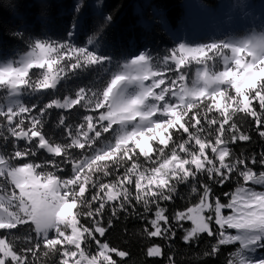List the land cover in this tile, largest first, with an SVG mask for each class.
<instances>
[{"label": "snow or ice", "instance_id": "snow-or-ice-1", "mask_svg": "<svg viewBox=\"0 0 264 264\" xmlns=\"http://www.w3.org/2000/svg\"><path fill=\"white\" fill-rule=\"evenodd\" d=\"M30 47L19 61L0 64V89L6 92L0 97L5 101L0 103V230H5L0 264H117L113 254L126 258L129 253L101 238L120 213L143 218L148 227L142 235L148 239L174 240V226H179L187 244L198 234L215 241L205 258L238 244L227 264H264V255L257 256L264 249V191L245 186L251 181L264 187V151L236 154L231 147L251 142L249 122L264 141V38L231 47V56L225 54L219 66L223 70L210 73L206 61L221 55L216 44L180 45L165 66H151L141 54L106 82L98 78L91 86L73 85L47 103L23 97L39 96L41 89L59 91L70 75L102 68L106 58L63 42L37 40ZM189 57L205 67L197 70L191 87L173 91L185 80L181 65ZM33 68L39 71L30 75ZM53 108L63 111L53 125L56 132H45V117ZM41 150L48 156L36 163ZM62 165L71 166L67 178ZM233 176L238 187L224 194L228 202L214 198L213 186ZM180 185L198 202L169 215L165 204L178 196ZM184 221L192 227L183 229ZM24 225L20 235L12 231ZM146 255L160 257L161 247H148ZM168 264H175L174 257Z\"/></svg>", "mask_w": 264, "mask_h": 264}, {"label": "trees", "instance_id": "trees-1", "mask_svg": "<svg viewBox=\"0 0 264 264\" xmlns=\"http://www.w3.org/2000/svg\"><path fill=\"white\" fill-rule=\"evenodd\" d=\"M184 1L0 0V59L14 58L17 54L27 52L31 49L30 45L37 40L84 47L106 58L102 68L96 65L88 70H80L75 76L70 75L66 82L61 83L59 91L41 89L39 96L23 97L25 102L32 103H36L38 99L47 103L52 95H66L67 89L72 88L73 85L91 86V82L98 78L106 82L117 66L142 53L150 56L153 66H165L166 57L178 46L173 32L184 19ZM201 1L211 6H216L219 2V0ZM98 69H100L99 77ZM38 71L33 68L29 74ZM231 92L234 94L232 89ZM5 95L6 92L0 89V97ZM3 102L5 101L0 99V103ZM255 103L254 101L253 104ZM61 111L63 110L55 108L50 110V115L45 117L47 120L45 132H56L53 125ZM239 119L240 117H237L238 121ZM246 128L252 135L251 142H238L231 147L236 154L244 152L258 156L264 151V141L251 128L250 122ZM105 136L107 138L108 134ZM47 156L48 154L41 150L37 154L36 163H41ZM141 161L143 162L142 157ZM62 167L64 171L61 175L67 178L71 175V166L62 165ZM252 167L257 172L261 170L258 164ZM237 187V177L233 176L223 186L219 184L213 186V197H218L223 203H227L229 197L224 194L233 193ZM197 202V198L188 195L187 186L180 185L178 196L165 206L169 208L171 215L172 211H187V208L194 207ZM138 211L142 212L143 209L138 207ZM109 216L110 212L106 211L105 226ZM148 218H153V214L149 213ZM80 222L85 225L89 223L86 218H80ZM26 227L28 225L20 226V232L15 229L12 231L20 235ZM145 227H148L146 221L137 218L134 214L120 213L118 218L113 219L112 227L101 239L109 242L119 251L129 253L126 258L113 254L112 258L117 264H168L169 256L174 257L175 264H227L230 254L239 247L238 244L224 246L219 250L218 256L205 258L204 253L209 252V246L215 243L207 234H198V240L187 244L182 240L185 232L179 226H174L176 231L174 240L160 237L148 239L142 235V229ZM182 227L190 229L191 221L182 222ZM212 227L215 230L218 226L213 224ZM4 231L0 230V232ZM52 235L53 233H50V236ZM154 246L161 247L160 257L146 255L147 248ZM29 259L32 257L29 256ZM36 264H42V261L38 260Z\"/></svg>", "mask_w": 264, "mask_h": 264}, {"label": "rangeland", "instance_id": "rangeland-1", "mask_svg": "<svg viewBox=\"0 0 264 264\" xmlns=\"http://www.w3.org/2000/svg\"><path fill=\"white\" fill-rule=\"evenodd\" d=\"M74 8L76 9V7ZM184 14L182 23L173 32V36L178 42V46L175 49L180 45H184L185 47H208L216 44L218 46L216 51L221 55L214 56L212 60L206 61L209 73L223 70L219 66L220 64L222 65L225 54L231 56V47L244 46L247 43L255 42L259 38H264V0H219L216 6L208 5L201 0H185ZM196 38L199 39L194 41ZM29 51L31 49L27 52ZM27 52L17 54L14 58L0 59V64L9 61H19ZM142 54L148 57V63L153 66L150 56L145 53ZM208 54L211 55V53ZM242 55H244L246 60L250 59L246 53ZM132 58L117 66L113 74L122 72L123 66ZM167 63L166 61L164 64L166 65ZM170 63L174 64L175 62ZM14 66L19 65L14 64ZM204 67L203 64H198L196 60H191V57H189V62L181 65L185 80L183 82H177L173 86V91L185 85L191 87L192 82L196 79L197 70L201 69L203 71ZM168 76L175 79V76H172L171 73H168ZM149 83H151V79L145 81V84ZM130 87H135V85ZM156 90L158 91V89ZM232 90L234 91V89ZM150 143L154 144L151 141ZM245 186L253 187L257 191H264V187L254 185L251 181L247 182ZM15 191L18 193L19 189H15ZM222 212L224 215L231 214V210L228 209H223ZM228 232L236 234L237 230L228 229ZM260 255H264V249L257 251V256Z\"/></svg>", "mask_w": 264, "mask_h": 264}]
</instances>
